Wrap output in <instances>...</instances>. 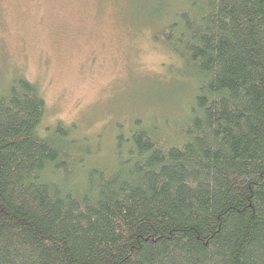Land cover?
Masks as SVG:
<instances>
[{
  "label": "trees",
  "instance_id": "trees-1",
  "mask_svg": "<svg viewBox=\"0 0 264 264\" xmlns=\"http://www.w3.org/2000/svg\"><path fill=\"white\" fill-rule=\"evenodd\" d=\"M160 7L150 38L190 99L118 125L106 161L41 128L35 83L0 89V264H264V0Z\"/></svg>",
  "mask_w": 264,
  "mask_h": 264
},
{
  "label": "rangeland",
  "instance_id": "rangeland-1",
  "mask_svg": "<svg viewBox=\"0 0 264 264\" xmlns=\"http://www.w3.org/2000/svg\"><path fill=\"white\" fill-rule=\"evenodd\" d=\"M169 1L0 0V89L17 75L35 83L41 128L74 124L97 144L93 161H106L118 125L184 115L190 91L171 77L174 55L152 43L148 23Z\"/></svg>",
  "mask_w": 264,
  "mask_h": 264
}]
</instances>
